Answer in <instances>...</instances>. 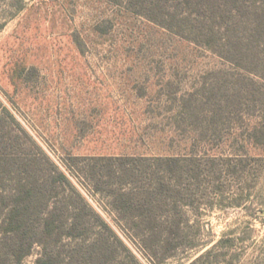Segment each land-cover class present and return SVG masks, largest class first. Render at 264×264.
<instances>
[{
  "label": "rangeland",
  "instance_id": "rangeland-1",
  "mask_svg": "<svg viewBox=\"0 0 264 264\" xmlns=\"http://www.w3.org/2000/svg\"><path fill=\"white\" fill-rule=\"evenodd\" d=\"M106 157L167 160L176 234L152 241L92 190ZM56 166L116 233L115 263L264 264V0H0V264H36L44 206L21 262L2 224Z\"/></svg>",
  "mask_w": 264,
  "mask_h": 264
},
{
  "label": "trees",
  "instance_id": "trees-1",
  "mask_svg": "<svg viewBox=\"0 0 264 264\" xmlns=\"http://www.w3.org/2000/svg\"><path fill=\"white\" fill-rule=\"evenodd\" d=\"M10 116L14 119L12 114ZM103 160L104 163H95L91 168L90 178L96 179L92 188L94 192L106 191L107 196L111 198V208L120 212L122 218L127 214L131 215L132 225L138 232L148 233L152 241L159 239L164 233L170 235L178 232L181 228L179 222L170 221L168 224L169 216L165 208L168 184L159 172L160 165L168 164L165 162L167 160L157 158L155 163L124 157H106ZM148 175H152V178L148 177L149 181L145 182L143 178ZM27 176L29 178L19 182L11 192L12 203L6 209V219L2 224L3 236L12 242L13 254L18 262L28 254L35 242L27 238V229L28 209L37 201L44 206V210L38 241L43 246V251L36 259V264H120L115 263L116 259L108 258L107 242L100 237L103 230L118 238L116 233L85 200L66 171H61L56 166L53 174L49 172L38 177L30 174ZM138 182L139 185L136 184ZM90 217L94 220L98 232L93 239H88L87 248H83L87 240L84 237L91 227L88 222ZM64 238L74 243L73 248L69 243L64 245L68 246L67 255L48 250L52 241L57 244L64 242ZM80 240L83 243H80ZM173 247L175 245H172ZM164 258L163 256L162 259Z\"/></svg>",
  "mask_w": 264,
  "mask_h": 264
}]
</instances>
